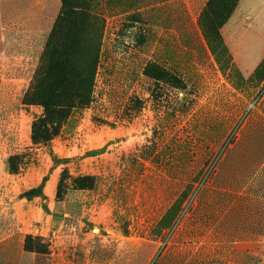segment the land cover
<instances>
[{"label":"rangeland","instance_id":"1","mask_svg":"<svg viewBox=\"0 0 264 264\" xmlns=\"http://www.w3.org/2000/svg\"><path fill=\"white\" fill-rule=\"evenodd\" d=\"M90 2L104 19L92 101L49 146L32 141L42 105L22 99L60 7L22 16L15 0L16 22L0 28V264H264V58L235 62L221 34L238 0ZM203 12L220 19L222 66ZM87 22L66 17L56 45L88 42ZM148 61L169 78L144 75ZM186 189L172 230L156 228Z\"/></svg>","mask_w":264,"mask_h":264},{"label":"trees","instance_id":"2","mask_svg":"<svg viewBox=\"0 0 264 264\" xmlns=\"http://www.w3.org/2000/svg\"><path fill=\"white\" fill-rule=\"evenodd\" d=\"M211 1L209 0L208 3L210 4ZM91 4L90 0H80L78 5L70 10L63 8V0H60V10L48 34L43 55L22 99L26 104L40 103L43 107L42 115L32 123V141L34 143H42L45 146H49L50 135H56L60 132L61 127L69 121L68 117L72 111L85 108L92 101L95 75L102 46L101 38L104 30V19L91 9L93 8ZM205 9L208 10L207 6ZM78 15L83 16L88 21L83 27V31L84 36L89 41L85 43L82 41L79 44L65 39L61 45H56L55 38L63 35L66 31L63 20L66 17ZM219 20L218 15L214 16L213 13L206 14L203 12V20L200 26L206 44L214 55V59L222 66L223 63L215 51V45L221 46L223 50L222 41L218 33ZM75 35L82 36L80 32L75 33ZM80 39L82 40L83 37H80ZM81 51L89 52V55L83 58L80 55ZM50 52H55V55L44 56V54ZM143 74L154 83L160 78L168 79L170 75L156 61L146 62ZM18 159V155L8 158L6 163L8 171H16L14 166ZM94 179V176L84 175L79 176L75 180H80L81 182L89 181L91 185ZM44 181L45 179L37 187L31 188L26 195L36 196ZM62 185L63 175L58 182L59 190ZM189 188L190 186L188 190ZM188 190L182 191L173 201L158 220L156 228L159 230L166 229L168 232L172 230L183 210L182 205L187 198ZM37 195L43 197V194Z\"/></svg>","mask_w":264,"mask_h":264},{"label":"crops","instance_id":"3","mask_svg":"<svg viewBox=\"0 0 264 264\" xmlns=\"http://www.w3.org/2000/svg\"><path fill=\"white\" fill-rule=\"evenodd\" d=\"M22 1L25 3L24 6H28L26 11L24 10L23 12L20 13H19L20 11L19 9L18 14L22 16L27 14L29 17H36L37 14H40L39 12H37L35 8L36 4L42 3L44 7L50 6V11L52 12V14H56L58 8L60 7V0H22ZM14 2L15 0H0L1 29L7 28L9 23L14 24V22H16L15 21V14L17 13L16 10L12 9L11 14L9 11L10 6H13ZM5 7H7V12H9L6 17H4V11H6ZM41 19L42 18L39 19L40 26L43 25V27L47 28L49 26L48 21L46 19L44 20ZM263 30H264V0H238L235 10L233 11V14L229 22H227L221 30V34L235 62H239L241 60L244 61L253 60L254 57L255 59L260 58L259 63L263 60L264 58V34L262 32ZM247 38L250 40L258 39L257 43H262L263 46L260 45V48H254V45L251 44L246 49L243 50L242 42L243 39H247ZM247 55H252V57H249Z\"/></svg>","mask_w":264,"mask_h":264}]
</instances>
